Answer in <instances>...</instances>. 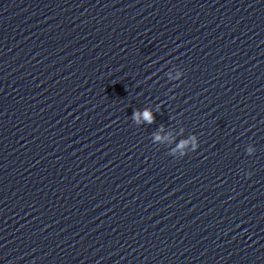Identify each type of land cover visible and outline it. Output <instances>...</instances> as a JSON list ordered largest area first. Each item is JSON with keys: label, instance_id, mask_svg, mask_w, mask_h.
Returning a JSON list of instances; mask_svg holds the SVG:
<instances>
[{"label": "clouds", "instance_id": "9594fccd", "mask_svg": "<svg viewBox=\"0 0 264 264\" xmlns=\"http://www.w3.org/2000/svg\"><path fill=\"white\" fill-rule=\"evenodd\" d=\"M141 113L139 112V110H136L133 113V119H137V117L140 115ZM144 119L148 122V123H154L155 121V117L154 115H152L151 111L149 109H144L142 112ZM157 139H159V137H157Z\"/></svg>", "mask_w": 264, "mask_h": 264}]
</instances>
